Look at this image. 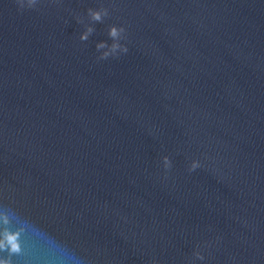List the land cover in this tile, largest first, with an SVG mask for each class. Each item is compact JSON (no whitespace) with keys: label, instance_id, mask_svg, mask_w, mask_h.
<instances>
[{"label":"water","instance_id":"1","mask_svg":"<svg viewBox=\"0 0 264 264\" xmlns=\"http://www.w3.org/2000/svg\"><path fill=\"white\" fill-rule=\"evenodd\" d=\"M0 210L12 264H264V0H0Z\"/></svg>","mask_w":264,"mask_h":264},{"label":"clouds","instance_id":"2","mask_svg":"<svg viewBox=\"0 0 264 264\" xmlns=\"http://www.w3.org/2000/svg\"><path fill=\"white\" fill-rule=\"evenodd\" d=\"M36 0H27V3L31 6ZM88 20L91 22H100L102 18L108 13L105 8L86 10ZM77 23L81 21L77 20ZM124 32L123 27H118L112 25L108 29V36L112 41L110 44L106 41H99L95 44V49L98 52V59L103 60L109 56H115L117 52L125 53L127 52V47L120 43L124 38L122 33ZM93 33V27L91 23L84 24L83 30L79 32L78 39L80 41H87L89 36ZM165 167L169 166V160L167 157L164 158ZM196 165H193L195 167ZM9 219L4 211L0 210V264H12L11 256L12 254H18L21 251L19 243L20 232L23 228L17 229L15 231H9L6 227L8 225ZM6 253V254H5ZM197 259H202L200 254L194 253Z\"/></svg>","mask_w":264,"mask_h":264}]
</instances>
